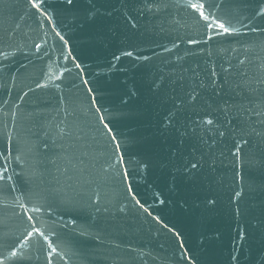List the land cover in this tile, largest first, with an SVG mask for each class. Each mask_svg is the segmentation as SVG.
Returning a JSON list of instances; mask_svg holds the SVG:
<instances>
[{
  "label": "water",
  "instance_id": "obj_1",
  "mask_svg": "<svg viewBox=\"0 0 264 264\" xmlns=\"http://www.w3.org/2000/svg\"><path fill=\"white\" fill-rule=\"evenodd\" d=\"M203 2L0 0L3 264H264V0Z\"/></svg>",
  "mask_w": 264,
  "mask_h": 264
},
{
  "label": "snow or ice",
  "instance_id": "obj_2",
  "mask_svg": "<svg viewBox=\"0 0 264 264\" xmlns=\"http://www.w3.org/2000/svg\"><path fill=\"white\" fill-rule=\"evenodd\" d=\"M65 2L68 5H72L74 3V0H65ZM164 2H165V0H160V3H164ZM29 3H31L33 8L40 9L41 4L43 3V0H29ZM183 3H184V5L186 7L192 9L195 13H197L202 20H204L205 22L209 21V15H206L205 11H204V9L206 8V3L203 2V0H183ZM205 26H206V28L219 29V31H217V33H216L218 35L221 34V32L224 33V34H231L232 31H235L234 29H230L229 27H227L225 25V23H223V22H217L215 24L214 23H206ZM208 39H211V37H208ZM190 43H197V41L193 40V41H190ZM124 54L129 56V57H131L133 55V53L130 52V51L126 52ZM241 63L243 64L244 61H241ZM214 75H215V72L213 71V76ZM262 83H264V81H262ZM212 84H213V86H215V81L214 80L212 81ZM249 87H251V86L249 85ZM216 94L219 95V91H217ZM189 97H190L189 103L194 102V101L197 100V96L196 95H192L191 93H189ZM181 107H183V101L181 102ZM222 111L225 114H227L228 112L231 111V108L224 107L222 109ZM238 111H240V112L247 111V112L255 113L258 116H264V110H261V111L257 112V110L255 108H247V109H245V108H243L241 106V108L238 109ZM201 123H202V125L212 126V125H214L215 122H214L213 119H206V120H203ZM229 123H231V122L229 121ZM242 123L246 124L247 122L245 121V122H242ZM233 131H234V129H233ZM219 135L220 136H224L225 132L224 131H219ZM245 143H248V141H245ZM239 151H240V147L237 146V153ZM197 167H198L197 163H192L191 164V168L192 169H195ZM4 178H5L4 174L0 173V181H3ZM8 179H11V177H8ZM237 195H239V193H237ZM21 207H23V205H21ZM29 219H31V217H29ZM33 232H38V229L33 228ZM31 235H32V233H28V237H31ZM28 237H26V238H28ZM2 247H3V238L0 237V248H2ZM0 255H2V253H0ZM11 256L12 257H17L18 253L16 251H12L11 252ZM0 264H3L2 260H0Z\"/></svg>",
  "mask_w": 264,
  "mask_h": 264
}]
</instances>
